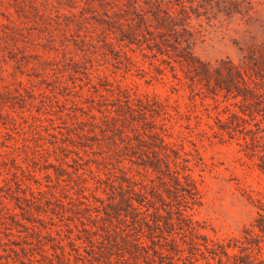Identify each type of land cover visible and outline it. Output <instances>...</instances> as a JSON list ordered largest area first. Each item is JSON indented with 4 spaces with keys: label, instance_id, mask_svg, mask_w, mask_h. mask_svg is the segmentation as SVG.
Instances as JSON below:
<instances>
[{
    "label": "rangeland",
    "instance_id": "obj_1",
    "mask_svg": "<svg viewBox=\"0 0 264 264\" xmlns=\"http://www.w3.org/2000/svg\"><path fill=\"white\" fill-rule=\"evenodd\" d=\"M161 1L194 61L264 45V0ZM148 3L0 0V264H220L203 238L264 264V133L219 130L238 108L191 83Z\"/></svg>",
    "mask_w": 264,
    "mask_h": 264
},
{
    "label": "trees",
    "instance_id": "obj_2",
    "mask_svg": "<svg viewBox=\"0 0 264 264\" xmlns=\"http://www.w3.org/2000/svg\"><path fill=\"white\" fill-rule=\"evenodd\" d=\"M149 11L146 17H151L156 22L155 29L161 33L162 30L168 31L172 39V45H168L169 40L163 39L162 46L171 47L176 52V57L184 62L190 69L191 75L189 80L192 84L197 83L204 88L208 94L222 95L227 100H232V105L238 108V112L232 113L226 122L219 120L218 125L220 131L231 135L232 132H241L245 129L244 123L249 118L257 123L258 130L264 133V45L249 48L247 57L239 65L229 60H221L217 63H202L194 61L192 55V47L194 45V35L187 29V23L182 21L176 22L178 15H185L186 10L183 5L178 11H175L170 3H163L161 0H148ZM211 2V0H209ZM193 4V1H190ZM238 0L233 2L238 6ZM181 4V3H179ZM207 2L200 4L198 8L205 7ZM184 18V17H183ZM143 19V18H142ZM177 28L179 30L177 31ZM162 34V33H161ZM164 37V35H163ZM157 52L159 51L157 47ZM253 138H257L256 136ZM261 171H264V155L261 157V163L258 165ZM155 168V167H153ZM173 181L179 186V193L183 203L198 204V190L195 184L190 180L189 176H183L184 183L176 177H172ZM256 228L260 236L264 237V217L259 215L256 219ZM188 230L194 236H198L193 223L188 220ZM204 240V250L212 255V259L217 258V262L221 264L222 256L229 260L230 255L227 253L223 245L212 244L210 247ZM138 242V239L136 240ZM194 243L192 246H195ZM135 249H143L140 244L134 245ZM194 248V247H193ZM218 249V250H217ZM137 255H132L135 257ZM234 259L235 255L232 256ZM249 258H239V262L235 264H249Z\"/></svg>",
    "mask_w": 264,
    "mask_h": 264
}]
</instances>
